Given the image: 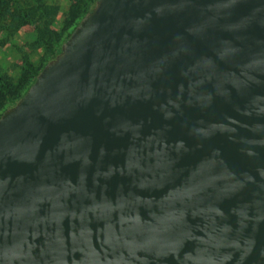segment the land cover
Returning a JSON list of instances; mask_svg holds the SVG:
<instances>
[{"label":"water","instance_id":"95a60500","mask_svg":"<svg viewBox=\"0 0 264 264\" xmlns=\"http://www.w3.org/2000/svg\"><path fill=\"white\" fill-rule=\"evenodd\" d=\"M0 264H264V0H93L0 113Z\"/></svg>","mask_w":264,"mask_h":264},{"label":"trees","instance_id":"16d2710c","mask_svg":"<svg viewBox=\"0 0 264 264\" xmlns=\"http://www.w3.org/2000/svg\"><path fill=\"white\" fill-rule=\"evenodd\" d=\"M92 1L72 0L67 16L65 15L61 21L59 28L53 31L49 26L53 24L55 11L45 0H0V34H2L0 46L4 45L22 26L42 20V26L36 27L35 43L42 46L46 53L51 54L54 45L69 35L77 19ZM58 53L59 50L56 54ZM56 54L51 55L47 60ZM23 63V68L14 81L6 75H0V113L9 103L23 94L41 68L34 66L26 56H23Z\"/></svg>","mask_w":264,"mask_h":264},{"label":"rangeland","instance_id":"374dc122","mask_svg":"<svg viewBox=\"0 0 264 264\" xmlns=\"http://www.w3.org/2000/svg\"><path fill=\"white\" fill-rule=\"evenodd\" d=\"M45 1L55 11L53 24L49 26L51 30L55 31L59 28V24L65 15L67 16L72 0ZM91 3L88 4L87 9ZM80 17L77 19L76 23ZM41 26L42 20L28 23L22 26L11 38L8 39L6 43H4V45L0 46V75H6L14 81L23 68V56H26L29 62H31L34 66L40 67L48 58H50L51 55L56 54V52L59 50L60 44L66 38L64 40L60 39L61 42L59 40V43L54 45L52 53L48 54L45 52L42 46H39L35 43L36 27ZM1 36L2 34H0V37ZM13 102L9 103V105Z\"/></svg>","mask_w":264,"mask_h":264}]
</instances>
